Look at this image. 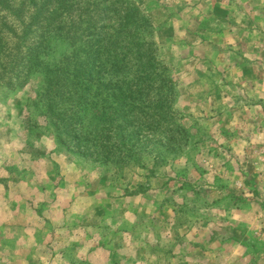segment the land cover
<instances>
[{
	"label": "rangeland",
	"instance_id": "obj_1",
	"mask_svg": "<svg viewBox=\"0 0 264 264\" xmlns=\"http://www.w3.org/2000/svg\"><path fill=\"white\" fill-rule=\"evenodd\" d=\"M116 1L53 0L38 23L81 30L55 38L47 59L97 49V21L124 15ZM130 1L151 21L169 109L143 129V150L107 164L54 134L42 72L12 61L34 7L0 1V264H264V0Z\"/></svg>",
	"mask_w": 264,
	"mask_h": 264
},
{
	"label": "trees",
	"instance_id": "obj_2",
	"mask_svg": "<svg viewBox=\"0 0 264 264\" xmlns=\"http://www.w3.org/2000/svg\"><path fill=\"white\" fill-rule=\"evenodd\" d=\"M0 1L9 9L14 6L13 0ZM22 1L34 7L35 21L26 24L20 21L22 35L12 48V61L22 63V73L28 77L36 68L42 72L44 84L37 93L38 104L41 103V113L54 127V134L71 151L104 164L133 158L150 141L142 139L148 138L143 129H151L154 123L166 119L169 109L168 79H164L168 76L156 70L158 60L151 52L152 42L148 39L151 21H139L141 12L140 17L135 15L139 5L120 0L124 15L115 13L118 21H97L103 24L97 33L100 43L97 49L92 50L87 41L76 51L47 59L48 48L55 38H69L74 42L81 28L68 17H65L68 21H47L41 25L38 21L42 12L46 11L44 19L47 20L53 0ZM119 5V0L112 3L113 7ZM58 9L53 8L50 13ZM15 11L21 12L17 8ZM65 12L70 14L68 10ZM36 23L42 37L22 55L26 37ZM5 26L6 31L14 32L8 21H1V28ZM65 29L67 32L63 35ZM22 73H8L7 78L20 79ZM7 82L11 83L12 79ZM19 82L23 83L21 79Z\"/></svg>",
	"mask_w": 264,
	"mask_h": 264
},
{
	"label": "crops",
	"instance_id": "obj_3",
	"mask_svg": "<svg viewBox=\"0 0 264 264\" xmlns=\"http://www.w3.org/2000/svg\"><path fill=\"white\" fill-rule=\"evenodd\" d=\"M264 78V77H263Z\"/></svg>",
	"mask_w": 264,
	"mask_h": 264
}]
</instances>
